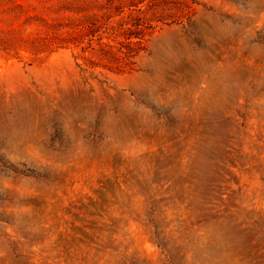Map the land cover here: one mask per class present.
Returning a JSON list of instances; mask_svg holds the SVG:
<instances>
[{"label":"rangeland","instance_id":"rangeland-1","mask_svg":"<svg viewBox=\"0 0 264 264\" xmlns=\"http://www.w3.org/2000/svg\"><path fill=\"white\" fill-rule=\"evenodd\" d=\"M0 264H264V0H0Z\"/></svg>","mask_w":264,"mask_h":264},{"label":"trees","instance_id":"trees-1","mask_svg":"<svg viewBox=\"0 0 264 264\" xmlns=\"http://www.w3.org/2000/svg\"><path fill=\"white\" fill-rule=\"evenodd\" d=\"M139 43V42H138Z\"/></svg>","mask_w":264,"mask_h":264}]
</instances>
